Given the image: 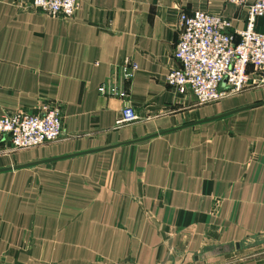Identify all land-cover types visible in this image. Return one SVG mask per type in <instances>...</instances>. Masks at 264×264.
<instances>
[{
  "label": "crops",
  "instance_id": "0c3cea01",
  "mask_svg": "<svg viewBox=\"0 0 264 264\" xmlns=\"http://www.w3.org/2000/svg\"><path fill=\"white\" fill-rule=\"evenodd\" d=\"M195 10L247 26L229 0H79L72 19L0 0V113L63 123L0 150V264H261L239 253L264 244L194 259L264 233V104L213 118L264 86L200 105L166 81Z\"/></svg>",
  "mask_w": 264,
  "mask_h": 264
},
{
  "label": "built area",
  "instance_id": "2783aa9c",
  "mask_svg": "<svg viewBox=\"0 0 264 264\" xmlns=\"http://www.w3.org/2000/svg\"><path fill=\"white\" fill-rule=\"evenodd\" d=\"M248 9L246 28L233 33L221 14L195 10L180 13V35L174 57L179 65L167 84L181 93L191 90L198 104H211L244 89L264 85V33L255 29L264 17V0H229ZM24 8L72 19L79 0H19ZM135 67V66H134ZM63 134L59 107L43 105L36 112L0 113V150L13 152L58 140Z\"/></svg>",
  "mask_w": 264,
  "mask_h": 264
},
{
  "label": "water",
  "instance_id": "95a60500",
  "mask_svg": "<svg viewBox=\"0 0 264 264\" xmlns=\"http://www.w3.org/2000/svg\"><path fill=\"white\" fill-rule=\"evenodd\" d=\"M260 104H264V101L260 102V103H257L256 105L254 104V105H251V106H248V107H244L242 109L231 111L229 113H225L223 115L215 116L213 118L222 117V116L224 117V116L230 115V114H232V113H234L236 111H240V110H244V109H247V108L255 107V106L260 105ZM259 244H264V233H260V234H258L255 237H247L243 241L237 242L235 244H227V245H221V246H218V247H212L207 252H204V253L200 254L199 256L196 255L194 257V259L195 260H198L199 258L205 259L207 257L225 254V253H228V252H232L234 250H240V249L254 247V246H257ZM191 262H192V254H188L183 261H181V262L178 261L177 264H188V263H191Z\"/></svg>",
  "mask_w": 264,
  "mask_h": 264
},
{
  "label": "rangeland",
  "instance_id": "374dc122",
  "mask_svg": "<svg viewBox=\"0 0 264 264\" xmlns=\"http://www.w3.org/2000/svg\"><path fill=\"white\" fill-rule=\"evenodd\" d=\"M260 86H262V85H258L256 83L251 82L249 85H247L241 91L236 92V93L229 94V95H227V96H225L223 98H226V97H229L231 95H235V94L241 93L242 91H244L246 89H250V88H260ZM223 98H221V99H223ZM221 99H219V100H221ZM219 100H217V101H219ZM217 101H215V102H217ZM215 102H213V103H215ZM239 255H241V257H243V258H245V257H249V258L252 257V259L256 260L257 262H260L261 264H264V245L257 246V247H254L252 249H248L246 251L240 252Z\"/></svg>",
  "mask_w": 264,
  "mask_h": 264
}]
</instances>
